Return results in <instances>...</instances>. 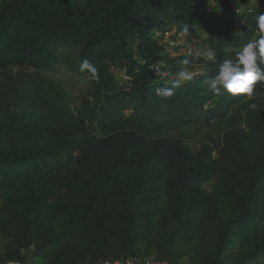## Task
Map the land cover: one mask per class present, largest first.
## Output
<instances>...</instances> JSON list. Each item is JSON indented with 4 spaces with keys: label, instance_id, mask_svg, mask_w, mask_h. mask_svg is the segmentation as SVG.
I'll return each instance as SVG.
<instances>
[{
    "label": "trees",
    "instance_id": "obj_1",
    "mask_svg": "<svg viewBox=\"0 0 264 264\" xmlns=\"http://www.w3.org/2000/svg\"><path fill=\"white\" fill-rule=\"evenodd\" d=\"M244 2L234 0L237 8ZM209 6H220L216 29L206 21ZM260 13L264 0L237 17L227 0H0V198L24 194L26 233L65 216V230L39 250L79 224L91 231V262L154 251L178 264L174 245L187 234L188 242L209 237L202 264L264 259V84L248 97L214 94L203 83L234 56L226 47L254 38ZM185 26L192 35L205 28L216 63L172 57L153 36ZM85 59L98 80L80 70ZM65 60L92 80L79 108L60 84L40 76ZM198 62L204 74L172 96L156 94L174 81L161 71L176 75ZM109 65L126 69L128 89ZM250 103L259 110H248ZM211 125L216 138L206 136L194 149L184 141L186 127ZM80 247L52 264L84 260L91 250Z\"/></svg>",
    "mask_w": 264,
    "mask_h": 264
},
{
    "label": "rangeland",
    "instance_id": "obj_2",
    "mask_svg": "<svg viewBox=\"0 0 264 264\" xmlns=\"http://www.w3.org/2000/svg\"><path fill=\"white\" fill-rule=\"evenodd\" d=\"M251 2H254V0ZM219 3V2H218ZM246 6V2L244 5ZM210 10L205 11L207 16L206 21L210 29H216L219 27V21L217 20L216 13L220 11V6L208 7ZM211 13H210V12ZM196 34H188L185 37V44L182 47H177L175 51H169L168 55H177L184 51L186 47L197 46V49L207 46L208 42L205 41L204 35L206 30L202 26L195 29ZM182 35V32H181ZM158 39L157 35H154ZM228 55H234L239 49L233 47L225 48ZM173 53V54H171ZM16 69H12L11 73L15 74ZM25 72L34 73L33 69H25ZM40 76L45 77L53 84H60L66 92V99L73 108H79L82 101L85 98L91 96V77L89 75H80L74 72L69 64L68 60L60 63L53 70L45 71ZM179 130H173L172 134L179 133ZM182 132L186 134L185 142L192 147L196 148L194 143L199 142L206 136L216 138L220 133L215 126H205L196 130V126L186 127ZM206 188L209 185H205ZM23 193L17 191H10L6 197L0 198V260L2 259H20L25 264H52L54 259L58 257L60 252L63 255L74 256V251L83 247H80L81 243L87 249L91 250V253L87 254V257L82 260L80 256L77 258V264L91 263V259L94 257L93 245L90 240V232H86L84 228H80L79 224L74 226L73 229L67 231V233L61 235L56 241L44 246L41 250L38 249L45 241L46 237L53 238L58 233H62L65 228L63 226L64 215L56 218L53 222H43L39 228H35L34 231L26 233V223L24 221V206L22 205ZM5 199V201H4ZM50 201V200H49ZM34 216L30 214L29 216ZM94 218L89 217V222H92V228L96 225L93 221ZM210 236V235H209ZM207 237H195L188 242V234L179 237L174 245V252L176 255L181 254L178 257V264H202L207 258V253L210 249V245L207 242ZM27 240L29 244L27 245ZM91 247V248H90ZM81 251V250H79ZM76 254V253H75ZM174 254V255H175ZM150 256L157 257L154 251L150 252ZM173 257V256H171ZM170 256H165L164 260H174ZM104 258H97L95 261ZM223 264H232L231 262H224ZM246 264H264V259L252 261Z\"/></svg>",
    "mask_w": 264,
    "mask_h": 264
},
{
    "label": "clouds",
    "instance_id": "obj_3",
    "mask_svg": "<svg viewBox=\"0 0 264 264\" xmlns=\"http://www.w3.org/2000/svg\"><path fill=\"white\" fill-rule=\"evenodd\" d=\"M245 1H247L246 6H243V8H237L234 4V0H227L229 7L234 11L236 17L237 15L242 14L244 12V9H247V12H254L256 9L260 7V0H254V2H251V0H245ZM207 10L210 9L207 8ZM242 25H243L242 23H238L237 26L242 27ZM196 28L197 27H195V29ZM171 29H174L176 33L182 32L184 41H185V37L189 33L192 34L191 32H189L187 26L183 28V31L177 30L176 28H170V30ZM204 37L206 38L207 36L204 35ZM200 49L199 50L197 49V51L195 52L194 59L197 60L202 59L206 63H216L217 55L213 49L209 48L208 45L205 46L203 50ZM181 54L185 55L183 52L177 55H181ZM189 63H190L189 59H184L182 61V64L184 65H188ZM196 65L197 63L194 65V67ZM110 66L111 65H109V71H110ZM114 67L117 68L118 70L124 69V68H118L116 66ZM194 67L188 68L183 66V69H181L176 75H171L168 71H163V72L161 71L162 76L168 75L174 81L172 82L171 87H167L164 89H157L156 94L163 95L165 97L172 96L174 94L173 89L178 88L183 83L191 81L192 79L197 78L199 75L204 74V68L201 63L202 73L192 77L190 72L193 71ZM80 70L82 72L87 71L89 74H91V76L94 79L97 80L99 79L98 69L93 64H91L87 59L81 62ZM110 73L112 72L110 71ZM112 74L114 75V73ZM131 80L128 81L120 80V81L124 83L123 85L125 89H128L129 82ZM203 83L207 85L208 88L212 90L214 94H219L221 90H223L224 92L234 96L244 94L248 97H252L254 95L258 83L264 84V13H260L256 17V31L254 38L249 39L245 44H243V46L240 47V49L237 52H235L233 57L225 58L221 62H219L216 74L212 77L205 79ZM248 110L250 111L259 110L258 105L256 103H250L248 105ZM242 127L244 126L242 125ZM213 151L215 152V150Z\"/></svg>",
    "mask_w": 264,
    "mask_h": 264
},
{
    "label": "built area",
    "instance_id": "obj_4",
    "mask_svg": "<svg viewBox=\"0 0 264 264\" xmlns=\"http://www.w3.org/2000/svg\"><path fill=\"white\" fill-rule=\"evenodd\" d=\"M155 35L158 36V40L162 45V49L166 52L175 51L177 47H183L185 44L184 37L181 33H176L174 29H166L161 32H155ZM205 48V47H204ZM201 48L200 50H203ZM197 51V46L193 45L192 47H186L183 53L187 56H192ZM141 65H146L145 61L140 62ZM151 69L159 70L158 65L150 64L148 66ZM110 71L114 73L115 77L119 80L128 81L131 80L130 75L126 72V69L118 70L113 65L110 66ZM201 63H197L194 67L193 71L190 74L193 76L201 74ZM215 152L213 151V154ZM0 264H25L23 261L18 259H8V260H0ZM88 264H169L168 260H160L156 259L153 256L150 257H137V256H128L124 259H99L97 261L88 263Z\"/></svg>",
    "mask_w": 264,
    "mask_h": 264
}]
</instances>
